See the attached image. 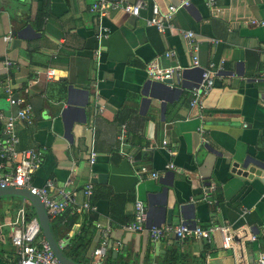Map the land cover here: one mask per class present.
<instances>
[{
  "label": "crops",
  "instance_id": "1",
  "mask_svg": "<svg viewBox=\"0 0 264 264\" xmlns=\"http://www.w3.org/2000/svg\"><path fill=\"white\" fill-rule=\"evenodd\" d=\"M93 1L0 0V83L9 81L34 114L30 123L17 122V147L43 150L34 184L53 178V194L66 197V211L78 214L65 235L59 216L49 217L60 247L81 232L86 214L92 213L95 231L88 264L100 240L96 222L110 228L104 264L256 259L264 252V181L239 176L246 160L251 166L264 164V24L256 23L264 22V0H216V14L206 0H190L174 16L176 29L165 32L146 24L148 8L137 17L117 11L99 20L89 9ZM147 1L165 6L180 0ZM100 24L108 33L97 59ZM179 29L192 31L199 40L201 66H221L202 111L189 103L199 67L186 69L168 86L145 72L153 60L161 66L190 64L193 45ZM0 110L7 116L16 110L2 92ZM121 146L133 162L120 153ZM92 150L96 157L90 163ZM170 161L175 167L167 169ZM140 165L159 176L139 179L134 167ZM88 182L96 209L76 212ZM211 183L214 201L209 203L202 188ZM137 199L147 209L148 226L224 224L235 232L232 248H223L218 234L208 240L178 239L169 232L153 241L148 230H127ZM30 206L26 199L0 198V264H19L11 235L22 225L18 209L23 207L26 217ZM33 211L30 219L36 218ZM243 230L255 239L242 236Z\"/></svg>",
  "mask_w": 264,
  "mask_h": 264
},
{
  "label": "built area",
  "instance_id": "2",
  "mask_svg": "<svg viewBox=\"0 0 264 264\" xmlns=\"http://www.w3.org/2000/svg\"><path fill=\"white\" fill-rule=\"evenodd\" d=\"M216 0H206L207 6L212 13L216 14L219 8L216 6ZM190 4V0H180L178 3H169L165 6H161L158 2L154 1L148 3L147 0H94L89 9L97 15V18L101 20L110 12H122L130 16H141V12L145 9H149V16L145 19L147 25L154 26L159 32H165L167 30H174V16L176 12L181 8H186ZM257 24H264V22H256ZM179 32L193 45V55L191 62L188 66L181 64H175L173 66H161L157 61L153 60L147 63L145 66V72L149 79L157 82H163L170 78H180L184 74V71L189 68L201 69L198 81L194 82L191 87V98L189 103L191 106L196 107L199 111L204 108L203 100L205 96L210 92L214 85V78L221 70V66H214L210 64L208 66H201L199 62L198 41L195 39V34L190 30H181ZM108 33L106 27L102 24L99 25L98 31L95 34V38L98 42V46L95 49V56L99 59L102 52L101 42L103 37ZM5 67L10 65L9 60L3 62ZM47 75H50L52 71L48 70ZM0 92L5 96V100L16 108L15 113L12 115H5L0 110V188L13 186L16 188H24L38 197L42 203L46 213L49 217H57L62 215L68 206V200L66 197L57 198L53 191L55 189V182L53 178H49L46 182L38 186L33 182V174L40 166L44 158V152L40 148H26L20 149L17 147L19 142V136L16 131V124L19 121H25L30 123L33 119V110L30 102L21 95L15 93L13 85L9 81L0 83ZM96 101L99 100V94L95 93ZM99 110H102L100 107ZM202 132L203 128H199ZM126 132V124L120 125L119 139L123 141ZM203 140L204 137H203ZM166 143V140L163 141ZM120 153L122 155H128L120 147ZM129 156V155H128ZM96 152L91 151L90 163L95 161ZM129 159L133 162V158L129 156ZM172 161L166 164L167 169L174 168ZM134 171L139 179L144 176H150L151 178H157L159 173L157 171H150L145 165L134 167ZM92 183L88 182L84 188L85 200L82 204L76 206V212H88L96 209L95 205L91 202L92 195ZM204 199L209 203H212L214 199L211 194L215 190V184L203 186ZM63 194L62 192H59ZM17 217L22 222L20 228L13 229L11 235V242L15 245L18 254L19 264H61L51 250L48 243L41 235V230L36 218L27 220L25 217V210L20 207L17 211ZM17 220L10 222L11 226H15ZM96 227L100 232V240L98 245L93 249L91 253V264H104V259L107 254V250L110 247L109 242V227H104L100 222H96ZM125 228L129 231L141 232L148 230L149 235L153 241H158L162 237L166 236L169 232H172L178 239H184L187 237H194L197 239L208 240L215 234L220 237L221 246L223 248H232L233 237L235 232L230 226L224 224H210L209 226H201L199 224H190L182 221L176 225L160 224V225H147V209L140 200H135L133 205V218L130 222L125 224ZM242 236L249 237L254 240L253 234L248 235L246 230L241 231ZM116 245H120V242H115ZM236 264H264V252L260 253L256 259L242 262L237 261Z\"/></svg>",
  "mask_w": 264,
  "mask_h": 264
},
{
  "label": "water",
  "instance_id": "3",
  "mask_svg": "<svg viewBox=\"0 0 264 264\" xmlns=\"http://www.w3.org/2000/svg\"><path fill=\"white\" fill-rule=\"evenodd\" d=\"M171 83H172V78L166 79L163 82H158V84L167 85V86L170 85ZM256 164L258 165L251 166L248 164V160L244 161L241 167L244 170L243 172H241L243 176H239V177L241 178H243L244 176H247L248 178L259 177L261 180L264 181V164H261V163H256ZM2 197H13V198L26 199L33 206L35 210V217L38 221L42 237L48 243V245L50 246L56 258L60 261V263L61 264H79L65 257L63 253L61 252L60 244L55 239L52 233L50 222H49V216L46 213L42 203L40 202L37 196L29 192L27 189L7 186V187L0 188V198Z\"/></svg>",
  "mask_w": 264,
  "mask_h": 264
},
{
  "label": "trees",
  "instance_id": "4",
  "mask_svg": "<svg viewBox=\"0 0 264 264\" xmlns=\"http://www.w3.org/2000/svg\"><path fill=\"white\" fill-rule=\"evenodd\" d=\"M30 209L32 212H27L26 217L29 220L30 217L34 214L33 207L30 206ZM92 213L86 214L84 218V222L81 228V232L77 234L76 237L71 239L70 241L65 244V246L61 247V252L63 255L70 260L77 262L79 264H88L86 261L87 257V251L89 250L92 240L95 228L93 226V220L94 216L90 215ZM78 214L75 212L65 211L61 216L57 218V222H63V235L66 234L68 229L73 225V223L77 220ZM52 228L54 229V224H51ZM55 239H58L55 236ZM112 259V255L109 257Z\"/></svg>",
  "mask_w": 264,
  "mask_h": 264
},
{
  "label": "rangeland",
  "instance_id": "5",
  "mask_svg": "<svg viewBox=\"0 0 264 264\" xmlns=\"http://www.w3.org/2000/svg\"><path fill=\"white\" fill-rule=\"evenodd\" d=\"M15 199H19V198H15Z\"/></svg>",
  "mask_w": 264,
  "mask_h": 264
}]
</instances>
